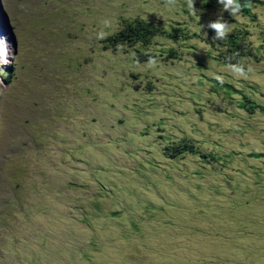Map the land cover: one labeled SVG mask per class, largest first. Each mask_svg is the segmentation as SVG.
<instances>
[{
  "label": "rangeland",
  "instance_id": "obj_1",
  "mask_svg": "<svg viewBox=\"0 0 264 264\" xmlns=\"http://www.w3.org/2000/svg\"><path fill=\"white\" fill-rule=\"evenodd\" d=\"M261 1L0 0V264H264Z\"/></svg>",
  "mask_w": 264,
  "mask_h": 264
},
{
  "label": "trees",
  "instance_id": "obj_2",
  "mask_svg": "<svg viewBox=\"0 0 264 264\" xmlns=\"http://www.w3.org/2000/svg\"><path fill=\"white\" fill-rule=\"evenodd\" d=\"M238 2L241 5V10L239 12L243 14H249L250 8L252 5H256L259 3H263L261 0H238ZM153 32L152 25L150 23H145L144 21H132V22H127V24L120 29L118 32L114 33L113 36L111 37L113 43H134L139 40L147 41L149 38V34ZM240 40V41H239ZM227 45L229 46H235L233 51L239 53L242 44L241 39L239 38L238 34H233L228 39H226ZM226 52V51H225ZM223 54V52H221ZM224 62H227L224 61ZM244 98V102L248 105V107L251 110H254V108H257L258 105L255 102H252L248 100L244 95L241 96ZM166 149L170 150L173 152V154H181L183 152H188V153H197V150L194 149L193 145L188 143V141L185 140H179L171 145V147H166ZM171 154V153H170ZM171 154V155H173ZM251 155L255 156H264L262 153H252Z\"/></svg>",
  "mask_w": 264,
  "mask_h": 264
},
{
  "label": "clouds",
  "instance_id": "obj_3",
  "mask_svg": "<svg viewBox=\"0 0 264 264\" xmlns=\"http://www.w3.org/2000/svg\"><path fill=\"white\" fill-rule=\"evenodd\" d=\"M167 2L169 4H173L175 2V0H167ZM188 6L190 8L194 7L193 4V0H187ZM220 4H223L224 8L223 10L225 11H229L231 15H235L236 13H238L241 10V5L238 2V0H219ZM222 14H221V19H222ZM208 27L210 29H215L217 31V36L213 37V39H218V38H223L226 37V34L230 31V27H228L227 22H220L217 21L215 23H209ZM150 66L155 64V60L154 59H150V61L148 62ZM233 67V66H230ZM250 71V69H249ZM234 74H237L239 76H244L246 73L243 71V69H235L233 70ZM217 79H220L219 77H217Z\"/></svg>",
  "mask_w": 264,
  "mask_h": 264
}]
</instances>
